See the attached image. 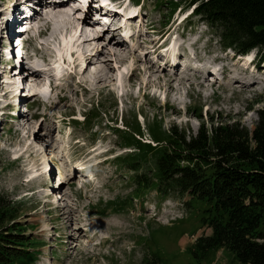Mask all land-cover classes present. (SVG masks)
Here are the masks:
<instances>
[{
    "label": "rangeland",
    "instance_id": "1",
    "mask_svg": "<svg viewBox=\"0 0 264 264\" xmlns=\"http://www.w3.org/2000/svg\"><path fill=\"white\" fill-rule=\"evenodd\" d=\"M25 1L0 0V67L4 75L12 76L10 87H15L16 81V86L22 85L21 75H14L8 58L17 48V35L25 37L27 31L21 29V21L13 25L9 13ZM139 1L143 19L139 27L133 25L134 33L125 38V44L109 43L110 30L87 42L90 59L97 62L89 66L86 60H76L73 70L77 76L67 97L38 112L36 96H23L19 108L12 99L9 102L15 104L14 109L0 111V191L18 199L21 211L15 220L27 226L25 238L34 241L33 252L16 254L0 264H243L225 245L206 254L193 250L192 245L212 228L203 223L199 206L187 202L189 194H162L155 187L134 192L136 170L127 167L124 157L134 145L122 144L121 131L108 119L128 125L138 120L144 137H154L151 127L160 133L177 126L186 129L187 138L221 122L238 120L253 127L259 119L258 108L264 106V63L249 73L230 60L226 54L230 49L223 51L216 25L199 14L179 24L190 0H174L177 6L173 0H133ZM33 2L36 14L42 16L39 22L45 16L53 23L60 17L61 9L51 7L50 0H44V6L40 0ZM120 2L119 10L125 8ZM19 9L21 6L17 14ZM73 19L77 21L78 16ZM90 28L93 33L98 31ZM37 34L35 30L32 36ZM164 41L173 42L176 51L182 43L187 53L183 59L209 70L211 78H199L191 65H186V73L171 65L164 68L160 63L171 51L170 44L163 47ZM98 47L101 51L96 53ZM210 51L227 58L232 69L228 75L225 72L223 77L218 68L223 61H214L215 54ZM214 76L219 80L211 85ZM193 82L197 88H189ZM20 109L24 118L12 117L11 112ZM74 115L85 120H76ZM74 136L81 142L75 144ZM109 147L114 151L109 159L91 167L92 162L103 159L102 151ZM16 152L18 159H14ZM147 164L150 166L145 164L140 171L150 174L152 157ZM80 165L86 171L78 168ZM34 168L37 174L29 180ZM59 180V187L55 186ZM94 229L103 239L107 231V242L95 244L103 239L90 235Z\"/></svg>",
    "mask_w": 264,
    "mask_h": 264
},
{
    "label": "trees",
    "instance_id": "2",
    "mask_svg": "<svg viewBox=\"0 0 264 264\" xmlns=\"http://www.w3.org/2000/svg\"><path fill=\"white\" fill-rule=\"evenodd\" d=\"M190 4H195L196 14L216 25L225 47L245 52L257 46L264 61V0H190ZM258 114L253 127L238 120L221 122L190 138L177 126L160 133L151 127L155 142L141 137L138 120L116 127L122 144L134 145L124 156L127 167L136 170L134 192L155 187L162 194H189L187 202L199 206L203 223L212 232L192 245L195 252L206 254L225 245L243 264H264V106ZM150 157L152 172H141L145 164L150 166ZM20 211L18 199L0 191V260L33 252L34 241L24 235L27 226L15 220Z\"/></svg>",
    "mask_w": 264,
    "mask_h": 264
},
{
    "label": "bare ground",
    "instance_id": "3",
    "mask_svg": "<svg viewBox=\"0 0 264 264\" xmlns=\"http://www.w3.org/2000/svg\"><path fill=\"white\" fill-rule=\"evenodd\" d=\"M42 3H43V1L44 0H40ZM51 2H50V5H51V7H53V8H58V9H61L60 7H63L64 6V4H60V3H58V2H56V1H53V0H50ZM128 2V1H127ZM44 4V3H43ZM59 7H58V6ZM46 6H48V5H45V7ZM19 6H17V8H18ZM129 8V7H128ZM21 9H22V12L24 11L23 10V7H21ZM70 9H72V7H70ZM0 10H1V8H0ZM137 10H139V7H130L129 8V10H128V15L126 16V17H129V18H127V19H124L123 21H125V20H128V22L130 21V17H131V15L132 14H134ZM16 12H17V10H16ZM66 14H67V11H62V10H60V13H59V18L58 19H56L55 21H54V25H55V27H59V28H66L67 29V25H69V23L72 21V22H74L75 20L73 19V18H71V16H70V19H68L67 20V17H66ZM16 15V16H15ZM14 15V17H15V19H18V17H17V14H15ZM125 17V18H126ZM54 18V17H53ZM53 25V26H54ZM89 29H91L90 27H89ZM67 31V36L68 37H73L74 35H73V33L71 32V30H66ZM106 31L108 32V29H105V31L104 32H101V31H96V33H93V31H91V30H89V32L90 33H92V40L93 39H95L97 36H101L102 34H105L106 33ZM125 33L127 34V35H129L130 34V30H125ZM178 37V36H177ZM111 40V41H110ZM110 42L109 43H111L112 41H113V43H115V44H117V45H123V44H125V38H122L120 35H117V34H115V32H113L112 33V36L110 37ZM71 42L72 41H70V42H67V43H63L64 45H63V47H62V49H61V51H67V53H68V55H69V57H70V61H72V60H74V56L73 55H71L69 52H70V50H71V48L72 47H74V46H71ZM84 44V43H83ZM82 45V44H81ZM174 45L175 44H173V42H172V44H170V46H169V48H168V50L170 51L169 52V54H171L174 58L175 57H177L176 56V50L174 49V48H172V47H174ZM99 48V47H98ZM97 48V49H98ZM89 50V49H88ZM101 50H100V48L98 49V50H96V53H98V52H100ZM93 52H95V51H93ZM92 53L90 52V51H87V52H85L84 51V47H82V46H79L78 47V54H77V59L76 60H79L80 59V61L81 62H83V61H88V65L90 64V65H92V64H94L93 62H97V61H91V59H90V55H91ZM147 54V53H146ZM252 56H253V53H251V54H249L248 55V59L249 58H252ZM194 58H195V56H194ZM196 60V59H195ZM79 62V61H78ZM194 62V61H193ZM195 63V62H194ZM236 63H238L239 64V62H236ZM81 64V63H80ZM152 64H154V63H152ZM89 65V66H90ZM130 65V64H129ZM166 65H168L169 66V64L168 63H166L165 65H164V68L165 67H167ZM132 66H134V65H132ZM152 67H153V65H152ZM173 67V66H172ZM100 68V67H99ZM133 68V67H132ZM135 68V67H134ZM134 68L132 69V70H134ZM218 68H221V67H218ZM217 68V69H218ZM191 70H193L194 72H201V69L200 68H194V67H191L190 68ZM216 69V68H215ZM255 69V68H254ZM0 70H1V68H0ZM148 70V69H147ZM186 70H187V67L185 66V68H184V70H183V72L184 73H186ZM232 71V69H230V71L228 72V74L230 73ZM245 71L246 72H249V71H247L246 69H245ZM250 73V72H249ZM209 74H210V72H209ZM209 74H208V77L207 78H209ZM219 74V73H218ZM227 74V75H228ZM31 77L29 78L28 76H26V79L28 80V86H29V89H31V90H33V91H35L36 89H40V86H38V85H35L34 83H36V78H38V76H39V73L37 72V71H33L32 73H31V75H30ZM121 76V74L120 75H118V77H120ZM204 76H207V75H204ZM5 77H6V79H8V80H11L12 79V76L11 75H8V74H6L5 75ZM213 78H216V76H214ZM120 80V79H119ZM218 80H219V78H218ZM217 80V78H216V81H218ZM21 81H22V83L21 84H23V81H24V79H21ZM8 83H7V85H8V89H7V92H5V94H4V97H13L14 95H16L17 93H16V91H14L15 89H17V90H19L18 88L20 87V85H18V86H16V84H17V81H16V83H14L15 84V87H10L9 85L11 84L9 81H7ZM243 83H245V81L243 82ZM7 85H5V86H7ZM34 95V94H33ZM32 95V96H33ZM3 97V98H4ZM13 99V98H12ZM3 100H8L7 98L6 99H3ZM13 105H15V104H13L12 102H9L8 103V107H10V106H13ZM20 114V118H24L23 117V115H24V113L22 112V113H19ZM20 152V151H19ZM19 152H16L15 153V156H17V155H19ZM22 152V151H21ZM47 166V168H48V164L46 165ZM37 169L36 168H34L33 169V172L30 174V178L29 179H33L34 177H35V175L37 174ZM79 228V227H78ZM78 231V229H77V227L75 228V232H77ZM95 231H96V229H94L93 230V232H92V234H90V235H92V236H94V234H95ZM88 232H90V231H88ZM97 232V231H96ZM99 233V236H95L96 237V239L97 240H100V239H103V234L101 233V232H98ZM99 242V241H98ZM98 242H96L95 244H97Z\"/></svg>",
    "mask_w": 264,
    "mask_h": 264
}]
</instances>
